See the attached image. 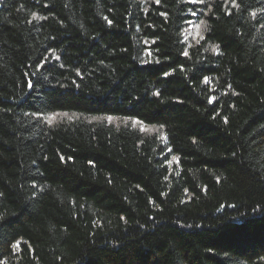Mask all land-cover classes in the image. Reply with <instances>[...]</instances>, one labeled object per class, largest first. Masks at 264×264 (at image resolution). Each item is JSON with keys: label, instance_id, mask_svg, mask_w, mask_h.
I'll use <instances>...</instances> for the list:
<instances>
[{"label": "trees", "instance_id": "1", "mask_svg": "<svg viewBox=\"0 0 264 264\" xmlns=\"http://www.w3.org/2000/svg\"><path fill=\"white\" fill-rule=\"evenodd\" d=\"M0 264H264V0H0Z\"/></svg>", "mask_w": 264, "mask_h": 264}, {"label": "rangeland", "instance_id": "2", "mask_svg": "<svg viewBox=\"0 0 264 264\" xmlns=\"http://www.w3.org/2000/svg\"><path fill=\"white\" fill-rule=\"evenodd\" d=\"M199 35H200V28H199V25L196 24V23H192L190 24L188 30L186 31V38H191L193 40L199 38ZM55 118L54 115L50 116L49 119L50 120H53ZM139 124L141 130L143 131H150L152 130V127L151 126H148V125H145V124H140V123H137Z\"/></svg>", "mask_w": 264, "mask_h": 264}, {"label": "snow or ice", "instance_id": "3", "mask_svg": "<svg viewBox=\"0 0 264 264\" xmlns=\"http://www.w3.org/2000/svg\"><path fill=\"white\" fill-rule=\"evenodd\" d=\"M157 2H159V0H157ZM109 23H110V21H109ZM201 23H203V21Z\"/></svg>", "mask_w": 264, "mask_h": 264}]
</instances>
